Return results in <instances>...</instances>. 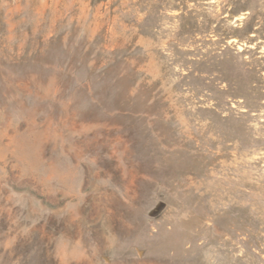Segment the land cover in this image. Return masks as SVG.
Masks as SVG:
<instances>
[{
  "label": "rangeland",
  "instance_id": "374dc122",
  "mask_svg": "<svg viewBox=\"0 0 264 264\" xmlns=\"http://www.w3.org/2000/svg\"><path fill=\"white\" fill-rule=\"evenodd\" d=\"M0 264H264V0H0Z\"/></svg>",
  "mask_w": 264,
  "mask_h": 264
}]
</instances>
